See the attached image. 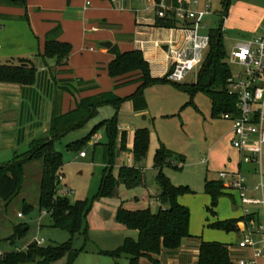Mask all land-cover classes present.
<instances>
[{"label": "rangeland", "instance_id": "obj_1", "mask_svg": "<svg viewBox=\"0 0 264 264\" xmlns=\"http://www.w3.org/2000/svg\"><path fill=\"white\" fill-rule=\"evenodd\" d=\"M91 2V0H89ZM165 5H171L172 0H162ZM250 4H244V2ZM208 3L212 7L213 15L208 16L207 23L214 27L218 24L221 11L220 0H202V4ZM230 24H238L246 27L254 26L264 28V0H232L227 16ZM233 22V23H232ZM227 24H229L227 22ZM163 34H167V31ZM252 35H245V37ZM239 39L237 32L225 30L224 41L227 50H230L234 42ZM99 47V43L96 45ZM86 80V79H85ZM83 79V81L85 82ZM197 80L196 71L186 77L183 82L193 83ZM88 84H92L89 82ZM127 87V88H125ZM123 88L124 94L131 92V83ZM105 89V88H101ZM98 90V89H97ZM109 91V90H105ZM96 92V91H91ZM133 93V92H132ZM130 93V94H132ZM129 94V95H130ZM145 95L149 106L154 113V123L150 124L151 139L146 157L141 166L144 169L146 185L126 189L121 186L120 194L128 193L132 199L125 203V207L138 208L151 204L153 212H157L161 206L160 201L155 200L159 193L156 183L158 171L153 167L154 155L159 147V139L164 138L168 147L177 154L185 156V161L177 159L179 169L172 166L164 167V173L177 186H189L192 193L182 196V204L187 206L191 214L190 233L195 239L207 241L233 240L237 242L236 232H226L209 227V224L220 218H228L240 213V206L231 196L229 191L220 197L216 213L208 211L210 196L205 192V178L218 179L219 172L231 170L237 159L236 149L232 144L231 122L223 117L211 116V100L203 92H198L194 101L198 110L193 106H181L190 99L187 92L181 91L173 83H158L145 89ZM72 92L64 93L62 97L66 111L73 109L80 100ZM174 112L168 118H162V111ZM112 105H104L98 109L97 114L82 127L68 132L55 142L56 149L63 155L62 180L59 188L67 191L66 196L72 203L78 200L85 202V213L80 233L72 236L68 231L52 226L51 217L44 213L40 207L41 179L43 173V160H34L25 165L24 181L22 190L11 201L0 199V258L7 253L23 250L31 242L38 245L58 244L72 239L75 248H84V251L76 258L73 264H129L123 256L114 258L110 255L101 254L99 249L113 250L121 246L130 231L116 221L118 209L117 196L96 199L102 177L109 163L106 145L109 136L106 127H101L93 132L95 126L115 115ZM157 114V115H156ZM174 114V115H173ZM152 118V117H151ZM139 123H143L140 118ZM126 121L130 128L136 126L130 111L120 109L118 123ZM99 136L101 137L99 139ZM84 141V142H82ZM165 143V142H164ZM79 144V147L73 146ZM167 145V144H166ZM114 173L118 172L119 165L129 163V150L124 152L120 149L119 136L115 142ZM26 149H22L24 151ZM21 151V152H22ZM84 151L87 156L81 157ZM11 158V157H10ZM232 158L233 161H229ZM174 164V163H173ZM256 166L258 173L253 177L247 173L249 195L256 196L253 192L255 184L260 182L259 165ZM248 166L244 167L245 172ZM264 179V162L262 166ZM139 195V201L133 196ZM150 196H153L151 201ZM26 205H31L25 210ZM19 226H26L24 235L16 234ZM43 238L42 244L36 239ZM232 244V245H233ZM245 250H240L234 259L244 255ZM146 261V260H144ZM68 255L50 262L49 264H67ZM0 264H2L0 262ZM32 264V263H26Z\"/></svg>", "mask_w": 264, "mask_h": 264}, {"label": "trees", "instance_id": "obj_2", "mask_svg": "<svg viewBox=\"0 0 264 264\" xmlns=\"http://www.w3.org/2000/svg\"><path fill=\"white\" fill-rule=\"evenodd\" d=\"M160 1V0H157ZM177 0H173L176 4ZM232 0H220L221 11L219 21L209 31L210 49L205 61L197 73V80L193 83L174 82L168 78V74L155 78L151 75L149 63L140 50L119 51L113 47L115 58L108 65V74L111 78L136 76L132 80L140 82L137 89L130 95L119 96L113 90L89 95L77 101L76 106L62 112L59 101H55L49 130L41 137L31 141L29 149L25 152H15L13 157L0 165V199L11 201L20 193L24 181V166L34 160H43V173L41 179L40 207L47 211L52 219V226L68 231L72 236L81 232L85 213V202L78 200L72 203L66 195L58 193L57 177L62 174L64 164L63 155L56 149L55 142L68 132L82 127L104 105H112L115 115L98 123L93 129L94 133L101 127H106L109 143L106 152L109 163L105 168L96 199L114 197L118 194V187L124 185L127 188L140 186L145 176L140 167L121 165L117 174L114 173L115 142L119 134L118 114L121 105L126 100H132L136 110H144L148 103L145 97V89L158 83H173L176 88L187 92L190 101L187 105L197 107L194 97L198 92L205 93L212 103V117H221L223 113L236 115L237 96L229 93L228 80L232 74L231 67L226 62L227 49L224 41L223 24L227 18ZM28 0H0V5H15L27 7ZM26 18L27 15H26ZM157 25L167 27L175 26L171 20H157ZM60 27H55L46 35L44 49L40 55L44 59L56 58L58 62L66 60L71 51L72 44L58 40ZM30 58H21L19 64H0V82H12L24 85L34 84L37 69L29 63ZM70 88V87H69ZM151 131L149 128H140L135 132L133 155L136 163L143 161L150 146ZM84 142V141H82ZM126 133H122L121 147L126 150ZM73 146H78L75 144ZM180 158L171 151L163 142H160L154 155V167L158 173L156 183L160 188L158 195L161 206L157 212L150 207L145 209H128L120 205L116 213V221L125 228L137 230V239L127 237L123 244L113 250L99 249L101 254L114 258L127 257L129 264H144V260L152 264H161L158 256L163 250L174 251L181 247L187 238H195L190 233L191 214L187 206L183 205L179 198L187 193H192L189 186H177L164 173V167L172 165V160ZM183 160V159H181ZM177 168V166H174ZM205 192L210 196L208 211L215 214L219 199L226 194L222 181L205 180ZM31 205H26L29 210ZM244 218H228L217 220L209 227L235 232L240 229ZM26 226H19L16 234L24 235ZM200 238L197 264H234L230 256V244L219 241H206ZM84 251V248L74 247L72 239L58 244L38 245L31 243L26 250H17L7 253L0 258L2 264H49L50 262L68 255V263L73 264L76 258Z\"/></svg>", "mask_w": 264, "mask_h": 264}, {"label": "crops", "instance_id": "obj_3", "mask_svg": "<svg viewBox=\"0 0 264 264\" xmlns=\"http://www.w3.org/2000/svg\"><path fill=\"white\" fill-rule=\"evenodd\" d=\"M88 1L28 0L27 7L0 5V64H19L21 58H30L29 63L33 64L37 69L34 84L24 85L12 82H0V165L9 161L15 152L21 153L22 149H26L22 152L27 151L32 140L43 136L49 130L55 101L56 99H63L64 93L72 92L75 96H79L77 97L78 99H81L105 90H113L119 96H127L137 89L140 82L132 80L137 75L131 77L128 75L119 79L109 76L108 65L115 58V54L112 51L113 47H117L119 51L140 50L149 63L153 77L160 78L167 74L168 61L165 49L163 48L162 50L155 47L154 41L164 39L168 33L163 34L167 30L160 29L154 24L155 12L153 9L147 7L145 1L117 0L113 3L111 0H91L87 4ZM200 1L202 2V0ZM244 4L250 3L246 1ZM26 15L28 18H26ZM138 16L143 22V25L140 27L137 25ZM55 27H60L58 40L72 44V51L69 57L62 62H58L56 58L44 59L40 55V52L44 49L47 33ZM209 27L211 28L212 26L209 25ZM223 30L224 32L225 30L237 32L239 38H246L245 35L254 36L260 32L261 28L254 26L246 27L242 24H230L226 18ZM136 39L146 41L143 49L136 42ZM104 41H111L112 47L107 48L102 46L101 43ZM98 43L99 47L96 46ZM198 72H196V75ZM83 79H86L85 82ZM89 82L92 84H88ZM129 83L132 85L131 92L124 94L123 88ZM189 101L190 99L181 106V111L185 110L187 106H193L187 105ZM59 108L62 112H67L63 100L59 101ZM120 109L130 111L133 120L137 123L133 128H130L126 121L118 123L120 142L122 133H126L127 145L123 153L128 150L131 152L128 155L129 163L126 165L140 167L145 176L144 169L141 166L142 161L136 163L134 160V139L137 129H150L149 121L151 124L154 123V113L149 103L146 109L136 110L132 100H126ZM195 109L198 110V107ZM171 113L174 112H165L164 110L160 115L162 118H168L172 116ZM140 118H142V121L144 120L143 123L145 124L141 125L139 123ZM230 122L233 138L232 121L230 120ZM161 139H163L165 142L163 143L167 144L166 146L168 147V142L162 136ZM160 142L162 141L159 139V144ZM173 152L175 153V151ZM236 153L235 166L229 171L240 167L238 164L239 151L237 149ZM176 155L180 156V158L182 157L181 159L183 160L180 159V163L185 161L184 155L177 153ZM177 159L179 158L173 159L172 165L168 166H177L179 169L181 164L176 163ZM229 161L231 162L233 159L229 158ZM245 166H248L246 172L244 170ZM255 168L256 166L249 164H242L241 166L242 171L246 175L250 173L253 177H256L257 173ZM209 180H219V178ZM144 185H146V177L140 186ZM121 186L124 185L118 187V194L116 196L119 206H124L125 203L132 199V196H128L126 192L120 194ZM159 194L160 189L155 198L157 201H159ZM133 198L139 201L140 197L139 195H135ZM150 199L152 201L153 196H150ZM179 200L183 203L182 196ZM147 207L151 208V204L149 203L148 206L143 207L138 206V208H126L145 209ZM241 215L240 210V213L231 215L228 218H237L241 217ZM228 218L224 217L218 220ZM138 236V231L133 230V232L130 231L128 233L126 238L137 239ZM219 242L230 244L229 252L232 259L240 251L231 246L234 243L233 240L223 239ZM199 243L200 239L187 238L179 249L174 251L163 250L158 258L161 264H197ZM28 246L29 244L23 250H26ZM125 258L128 260L127 257ZM144 264L152 263L144 261Z\"/></svg>", "mask_w": 264, "mask_h": 264}, {"label": "built area", "instance_id": "obj_4", "mask_svg": "<svg viewBox=\"0 0 264 264\" xmlns=\"http://www.w3.org/2000/svg\"><path fill=\"white\" fill-rule=\"evenodd\" d=\"M143 1L155 12L154 24L168 33L164 39L154 41L155 47L162 50L163 45H168L165 50L168 78L183 82L188 75L201 69L210 49L212 27L206 19L213 15L212 7L200 0H177L171 5H165L162 0ZM158 19L171 20L176 25H157ZM137 21L138 27L143 25L139 16ZM136 42L142 49L146 43L143 39H136ZM227 52L226 62L232 70L227 89L237 96L238 113L221 116L232 121V144L239 151L240 167L220 171L219 180L239 204L244 218L240 229L235 231L238 240L231 246L245 250L244 255L233 257V261L234 264H264V28L252 37L237 39ZM80 156L85 157L86 153L82 151ZM242 164L260 166V182L253 187L256 196L249 195L250 187ZM61 180L62 174L57 177L58 193L66 195L67 191L59 188ZM44 213L48 214L45 210ZM36 240L39 244L44 241L43 238Z\"/></svg>", "mask_w": 264, "mask_h": 264}, {"label": "water", "instance_id": "obj_5", "mask_svg": "<svg viewBox=\"0 0 264 264\" xmlns=\"http://www.w3.org/2000/svg\"><path fill=\"white\" fill-rule=\"evenodd\" d=\"M101 45L104 46V47L110 48V47H112V42L111 41H104V42L101 43ZM163 48L165 50H167L168 49V45H163ZM25 229H27V227H25Z\"/></svg>", "mask_w": 264, "mask_h": 264}]
</instances>
